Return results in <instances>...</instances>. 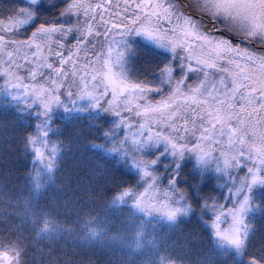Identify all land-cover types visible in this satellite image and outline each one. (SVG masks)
<instances>
[{
	"label": "rangeland",
	"instance_id": "rangeland-1",
	"mask_svg": "<svg viewBox=\"0 0 264 264\" xmlns=\"http://www.w3.org/2000/svg\"><path fill=\"white\" fill-rule=\"evenodd\" d=\"M26 1L28 3L18 14L5 20L0 19V103L11 99L15 108L24 107L25 121H28L27 117L38 116V113L42 116V124L35 134L34 127L25 124L28 129L25 137L26 142L31 144L32 158L49 171L46 178L49 188L55 185L53 178L56 168L51 164L61 159L58 154L59 149L56 147L53 149L52 144L48 145V135L44 134L55 118L53 113L108 114L110 124L107 134L111 135L114 130L116 134L118 129L122 128L123 141L128 138L133 152L137 151L135 156L140 154L139 159L130 157L128 162L132 165L133 172L144 178L145 187L136 191L135 196H131L129 200L128 194L122 196L121 201L130 204L125 216L127 220H123L122 214H118L116 220L111 216L102 217L103 219L92 218L93 211H84L82 205V209L77 208L74 211L75 215H79L77 221L79 217L85 219L90 216L85 224L91 228L98 227L100 240L103 236L107 239L110 237V241L106 243H113L114 248L119 242V237H123L124 228L125 237L124 240L122 239L121 247L123 248L124 245L128 252L132 253L128 259L130 264H216L215 261L207 259L211 254L208 255V251L204 250H199V257L194 255V258L188 260L185 258L188 256L187 252L184 255L175 252L174 250L178 248L177 241L173 243L168 238V235H192L191 233L178 235V226L173 228L176 226L175 223L180 225L177 220L190 222L191 201L184 199V196L174 189L175 175L166 178L164 174L160 179L164 181L161 185L154 178L153 168L157 167L161 159L165 162L180 157L176 159L177 168L187 161H193L198 171L213 172L212 174L223 176L226 180L223 203L213 201L211 205L202 204L197 221L207 228L209 235L220 245L223 253L226 252L230 256L231 260L228 264H261L260 261L253 259V255H250L252 258L245 257V248L248 244L251 245L252 252L259 254L261 252L259 244L253 243L250 239L255 228L252 216L261 209L260 190L262 186L264 187V143L248 135L233 144L225 141L213 142L203 152L194 150L198 142L196 137L188 135L180 139L182 134L172 132L164 118L145 110V102L140 98L139 93L121 89L119 81L104 65L105 59L108 58L104 51L105 41L123 39L126 43L119 45L123 53V62L119 63L113 59L112 63L116 65L113 71L117 74L123 73L130 82L156 87L160 77L155 83H144L135 82L130 76L128 61L131 52L136 39L148 42L144 37L131 33L122 38L119 34L113 33L107 37L93 36L87 44L77 43V29L87 23V18L67 11L69 5L74 2L70 0L63 12V24L39 27L30 38L20 40L16 37L17 34L32 21L33 7L43 0ZM195 1L198 3V0ZM176 7L178 11L184 13L180 6L176 5ZM217 20L228 30V25L223 19ZM199 25L202 31L217 36L208 27ZM53 28L56 31L47 33L52 36L51 43L37 48L36 44L42 39V29ZM99 30L104 33V26L100 25ZM94 43L95 47H93ZM241 47L246 46L241 45ZM176 73H179V69H176ZM146 95L156 100L160 94L150 92ZM9 135L10 131L7 127L0 137L3 146ZM20 135L24 137V134L17 131L14 147L21 145ZM46 146L50 147V152H47ZM115 146L119 149L118 140ZM185 151L187 153H184ZM99 152L110 153L103 147ZM112 157L113 153L110 158ZM122 157H124L123 153ZM90 171L92 170H89V173ZM0 176L7 179L8 174L3 173ZM4 178L0 179V183H4ZM36 178L31 187L25 186V192L24 190L19 192L21 188H16L15 190H18L16 195H11L7 191V183L0 186V229L6 234H9L8 231L22 233L27 224L39 221L42 209L50 207L42 188L44 182L42 169L40 176ZM228 200L229 202L226 203ZM50 201L54 200L50 199ZM101 222L104 227L114 222L113 232L108 233L106 229L107 232L103 231ZM197 225L200 227L199 224ZM185 229L187 230V225ZM1 248L3 251H0V264H20V250L16 243L4 245L0 238ZM179 256L184 257L185 260H179ZM216 256L220 255L216 254Z\"/></svg>",
	"mask_w": 264,
	"mask_h": 264
},
{
	"label": "trees",
	"instance_id": "trees-1",
	"mask_svg": "<svg viewBox=\"0 0 264 264\" xmlns=\"http://www.w3.org/2000/svg\"><path fill=\"white\" fill-rule=\"evenodd\" d=\"M69 2L70 0L39 2L33 7L32 21L21 28L16 37L26 40L39 27L63 24V12ZM184 2L183 0H172V3L179 5L182 10H190L189 15L202 26L208 27L213 34L229 39L234 44L246 46L257 54L264 53V47L258 43L250 44L243 41L242 37H237L234 33L229 32L219 20H213L205 13H201L197 5L194 4L197 3L195 0H185ZM27 3L26 0H0V19L5 20L12 15L15 16ZM167 59L168 56L164 52L148 42L136 39L128 61L131 79L135 82H157L160 77V66ZM1 100L3 101V99ZM25 113L26 109L22 106L15 108L11 99L0 103V137L5 128L9 127L10 131L6 144L3 146L0 143L3 148L2 150L0 147V175L8 174L7 179L0 176V179H5L4 183H0V186L7 183V191L11 195L18 193L16 188H21L19 192H23V190L25 192V186L31 187L32 183L37 180L36 176H40L42 169L44 180L42 188L46 193L45 198L50 207L42 209L39 221L27 224L22 233L8 231L9 234H6L0 229V238L3 240V244L9 246V244L16 243L18 245L20 264H130L128 259L132 253L128 252L124 245L123 248L121 247L122 239L124 240L125 237L124 228L122 230L123 237H119V242L115 244L114 248L113 243H106L110 241V237L107 239L106 236H103L101 242L98 237V227L91 228L85 224V221L91 218L90 216L85 219L79 217L77 221L79 215L74 214L75 209H82V205H84V211H93L92 218L103 219L102 217L111 216L115 218L113 220H116L117 215L122 214L123 220H127L125 216L130 204L123 203L121 198L124 194L129 195L128 200L131 196L134 197L136 191L145 187V180L140 174L137 175L133 172V167L128 162L130 157L139 159L140 154L135 156L137 151L133 152L128 138L123 141L124 130L118 129L116 134L114 130L111 135H108L110 124L108 114L96 115L94 112L84 114L53 113L55 118L44 134L48 135V145L52 144L53 149L54 147L59 149L58 154L61 159L59 162L53 161L51 164L56 168L53 178L55 185L49 188V183L46 182L49 171L32 158L31 144L26 142L25 137V134L28 133L25 124L28 123L30 127H34L35 134L43 119L38 113V116H33V118L27 117L28 122L25 121ZM17 131L24 134V137L20 135L21 145L14 147V137L17 136ZM117 140L119 149L115 146ZM102 147L110 153L99 152ZM46 150L50 152V147L46 146ZM112 153L113 157L110 158ZM122 153L124 157H122ZM52 155L54 154L52 153ZM176 159H180V157L165 162L161 159L157 167L153 168L154 178L161 185L164 181L160 179L164 174H166V178L175 175L174 189L177 193H181L184 199L191 201L190 222L177 220L180 225L175 223L176 226L173 228L178 226V235L184 233L192 235H168L170 241L173 243L177 241L178 248L174 251L183 255L187 252L188 256L185 258L189 260L195 256L199 257V250H204L208 251V255L211 254L207 259L215 261L216 264H228L231 260L230 256L226 252L223 253L220 245L209 235L207 228L197 221L202 204L209 203L211 205L214 203L213 201L223 203L226 180L223 176L212 174L213 172L198 171L197 165L193 161H187L177 168L178 161ZM89 170H92L91 173ZM50 199L54 201H50ZM228 202L229 200L226 203ZM260 203L261 209L252 216L255 228L250 240L259 244L261 252L260 254L252 252L251 245L247 244L245 257L253 255V259L264 264L263 186L260 190ZM205 224L207 225V222ZM112 225L105 227L102 225L103 231L113 232ZM186 225L187 230L185 229ZM7 240L9 242H6ZM210 245L214 246L210 247ZM2 248L0 251H3ZM6 250L8 251V249ZM216 254L220 256H216ZM178 259L185 260L180 256Z\"/></svg>",
	"mask_w": 264,
	"mask_h": 264
},
{
	"label": "snow or ice",
	"instance_id": "snow-or-ice-1",
	"mask_svg": "<svg viewBox=\"0 0 264 264\" xmlns=\"http://www.w3.org/2000/svg\"><path fill=\"white\" fill-rule=\"evenodd\" d=\"M197 7L213 20L223 19L228 31L243 41L264 47V0H198ZM67 11L87 18L77 29V43L87 44L93 36L117 33L123 38L135 33L167 54L154 88L113 71V59L123 62V39L105 41L104 65L121 89L139 93L145 110L164 118L172 132L182 134L180 139L196 137L194 150L203 152L213 142L233 144L248 135L264 143V53L202 31L172 0H74ZM51 31L56 29H42L37 48L51 43ZM150 92L159 98L152 100L146 95Z\"/></svg>",
	"mask_w": 264,
	"mask_h": 264
},
{
	"label": "flooded vegetation",
	"instance_id": "flooded-vegetation-1",
	"mask_svg": "<svg viewBox=\"0 0 264 264\" xmlns=\"http://www.w3.org/2000/svg\"><path fill=\"white\" fill-rule=\"evenodd\" d=\"M184 2V1H183ZM185 3V2H184ZM195 5H197V3H194ZM179 6V5H178ZM189 13H191V11L190 10H186V11H184V14H186V15H189Z\"/></svg>",
	"mask_w": 264,
	"mask_h": 264
},
{
	"label": "water",
	"instance_id": "water-1",
	"mask_svg": "<svg viewBox=\"0 0 264 264\" xmlns=\"http://www.w3.org/2000/svg\"><path fill=\"white\" fill-rule=\"evenodd\" d=\"M245 42H247V41H245Z\"/></svg>",
	"mask_w": 264,
	"mask_h": 264
}]
</instances>
